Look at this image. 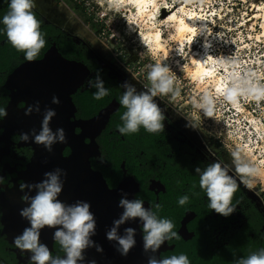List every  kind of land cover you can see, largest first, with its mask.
Wrapping results in <instances>:
<instances>
[{
	"label": "flooded vegetation",
	"instance_id": "1",
	"mask_svg": "<svg viewBox=\"0 0 264 264\" xmlns=\"http://www.w3.org/2000/svg\"><path fill=\"white\" fill-rule=\"evenodd\" d=\"M64 2L35 0L33 11L41 22L46 45L37 59L29 62L25 59V54L17 51L8 41L2 19L9 11L10 0H0V108L8 113L6 117H0V262L31 264V253L18 249L14 240L30 226L20 215L21 209L28 206L22 197L34 196L35 191H21L20 185L38 183L45 178V172L54 171L56 168L67 173L66 177L62 176L64 189L59 196L66 204L83 200L91 204L92 210L99 195L104 202L106 195L110 199V191L125 183L118 194L114 193L117 204L122 194L128 193V199L142 200L146 208L151 206L157 214L159 210L183 209L184 213L182 210L179 213L180 225L174 230L179 239L185 245L195 243V230L189 228L193 223L203 232L201 245L190 250V264H203L205 257L208 260H221L226 256L229 257L230 264H233L234 255L237 258L247 256L264 248V189L259 184L253 190H248L236 178L239 187L233 203L237 204V209L228 217L208 208L206 193L199 187V175L195 168L203 169L216 161L222 165L231 164L230 153L235 150L226 143L222 131L213 128L206 121L207 117L202 116L203 111L194 107L197 99L191 94L198 96L201 92L203 96L215 87V83H208L209 87L198 91L192 84L195 81L186 70L181 66L176 68L177 70L172 71L175 78L177 72L183 70L180 74L186 79L179 88L182 98L175 99L176 101L170 97L156 98L166 116L164 132L152 134L141 127L139 133L122 135L117 127L122 126L120 117L126 111L120 104V98L125 91L121 84L128 81L136 86L137 91H143L147 84L126 67L125 62H122L121 52H107L105 44L91 38L89 29L80 21L72 19L73 10L78 9L76 4L69 7ZM53 47L63 57L75 63V68H71L69 73H66L67 67L63 68L65 73L61 80L64 83H59L58 79L53 82L47 79L46 68L40 63ZM197 49H201L199 44ZM132 56L133 54L129 57ZM133 57L138 61L139 56ZM186 59L192 63L189 57ZM78 64L84 68L78 76L80 83L73 92L68 93L64 85L77 79V74L73 72L78 69ZM184 66L193 67L188 62ZM97 72L109 90V95L99 101L93 97L96 89L88 83L90 80L95 82ZM234 80L232 78L230 86ZM53 97H58L60 104L52 103ZM179 100L185 101L180 103ZM239 101L242 105V96H239ZM37 102L40 112L34 111L31 115H26L27 108ZM259 103V108L252 107V104L247 105L248 111L256 116L260 112L259 115L264 118V106ZM230 107L228 111H231ZM49 108L57 113L50 123L53 132L63 128L66 133V143L54 144L51 153L43 145L36 144L32 137L33 129L39 133L45 110ZM104 110H109L108 115L101 119L99 114ZM22 133H28L30 140L21 141L19 136ZM54 150H58V153ZM101 155L105 160L102 164L97 159ZM75 157L80 159L75 160ZM85 157L89 165L86 164ZM88 168L105 179L108 185L106 193L90 185ZM229 174L234 175L231 170ZM127 177L134 178L137 186ZM184 195L189 196V203L180 206L178 198ZM156 204L161 205L159 210L155 209ZM184 217H188L187 231L181 234L179 230ZM134 223L139 224L142 229L139 219ZM125 226L127 227V223L121 228L124 230ZM54 231L51 228L43 229L40 241L49 247L53 256L63 257L65 253L53 240ZM106 238L98 232L97 227L93 241L100 245L99 242ZM176 240L178 239L166 242V249L160 253L161 258L170 257L168 252L176 248ZM112 248L114 250L106 264H130V259L122 256L115 245ZM84 255L85 260L79 264H91L93 260L96 264H104L102 257L108 254H98L96 248L91 247ZM186 255L190 257V252ZM145 258L147 260L137 259V262L148 264L149 257Z\"/></svg>",
	"mask_w": 264,
	"mask_h": 264
},
{
	"label": "clouds",
	"instance_id": "2",
	"mask_svg": "<svg viewBox=\"0 0 264 264\" xmlns=\"http://www.w3.org/2000/svg\"><path fill=\"white\" fill-rule=\"evenodd\" d=\"M35 6V0H10L9 11L2 19L8 41L17 51L23 52L29 62L35 61L46 45L44 34L41 32V22L33 11ZM148 69L149 83L144 86L143 91H137L136 86L128 81L121 84L125 91L120 98V104L126 111L120 117L122 126L117 127L122 135L139 133L141 127L152 134L164 132L166 116L156 98L170 97L175 100L180 95L176 78L167 64L157 62L149 65ZM133 78L135 79V76ZM88 83L96 89L93 94L95 100H102L109 95L99 72L95 76V82L90 80ZM244 94L260 100L264 98V86L253 84L250 80L235 79L232 86L223 92L224 99L233 105H236L237 98ZM52 103L60 104L59 98L53 97ZM194 107L202 110L207 117L218 120L215 116L216 101L210 93L206 92L198 102L194 101ZM34 111L40 112L39 102L29 106L25 114L31 115ZM7 114L5 109L0 108V117H6ZM56 115L53 109H46L39 133L35 129L32 131L34 142L43 145L50 153L54 144L66 143L64 129L59 128L53 132L50 127ZM192 126L195 127L194 124ZM19 138L24 142L30 140L28 133L20 134ZM230 155L231 164L222 165L216 161L203 169L195 168L199 175V187L206 193L208 199V208L224 217L232 215L237 209L233 199L239 184L253 190L257 182L264 183L260 165L248 160L240 149L231 151ZM97 159L101 164L105 162L102 155ZM230 170L234 175L229 174ZM62 176L66 177L67 173L61 168H56L54 171L45 172V178L38 183L20 185L21 191L25 189L35 191L34 196L22 197L28 206L21 209L20 215L30 226L14 240L18 249L31 253L29 259L31 264H79L85 260L84 253L87 249L95 247L98 252H103L102 246L97 245L92 239L96 234L97 222L91 211V204L83 200L66 204L59 199L64 188ZM127 196L128 193L122 194L118 206L123 212L113 221V226L106 233L109 241L116 242L117 251L127 257L136 246V229L125 228L123 235L119 230L127 222L139 219L142 225L144 252L152 253L148 258V264H190L188 256L184 254L159 259L156 257L155 253L165 242L179 239L178 233L173 230L174 224L170 219L159 218L157 212L153 211L151 206L146 208L142 200H130ZM189 199L188 195L181 196L178 198V204L184 206L189 203ZM160 208V204L155 205V209ZM45 228L55 229L53 240L65 253L63 257L53 256L49 247L41 243V231ZM91 264L96 262L93 260ZM233 264H264V248L247 256L237 258L234 255Z\"/></svg>",
	"mask_w": 264,
	"mask_h": 264
},
{
	"label": "rangeland",
	"instance_id": "3",
	"mask_svg": "<svg viewBox=\"0 0 264 264\" xmlns=\"http://www.w3.org/2000/svg\"><path fill=\"white\" fill-rule=\"evenodd\" d=\"M63 1L69 7L72 4L78 6V9L73 10L72 19L80 21L85 28L89 29L91 38L98 39L102 44H105L107 52H121L123 54L122 62H125L126 67L145 84L149 83L147 80L149 65L157 62L165 63L174 72L177 70L176 68L180 67V64L185 65V62H188V65L192 64L189 59H186L190 57L188 53L187 55L183 54L179 43L174 38L172 39V35L175 34L173 27H163V35L169 53L165 57V61H162L163 52L150 49L140 39V33L146 31V20L139 19L136 24L129 25V16H126L125 11L114 6L111 0ZM158 1L161 7H172L183 0ZM186 3L188 10L196 11L209 20L210 51L211 54L215 52L214 59L217 66L222 67L217 72L218 76L223 75L224 78L227 76L226 81L229 86L232 78L239 80L245 78L253 84L264 86V35L262 36L264 33V0H186ZM159 14L160 16L165 15L162 9ZM197 40L202 47L205 39L198 38ZM198 50L201 51V49ZM131 54L139 56L138 61L140 62L136 61L133 56L129 57ZM241 70H244V74L236 75ZM182 71L177 72L176 84L179 88L186 81L180 74ZM208 82L203 84L204 87L197 81L192 84L200 91L209 87ZM208 93L216 101L215 116L218 120L214 117L209 118L204 113L202 116L207 117L206 121L213 128H219L222 131L226 143L234 147L235 150L240 149L243 156L260 165L261 175L264 176V118L259 115V111L258 116L252 111H248L247 106L252 104V107L257 108L259 102V105L264 106V98L256 100L247 94L240 95L243 97V104L239 109L226 101L223 94H219L215 87ZM191 95L195 96L197 102L202 97L201 92L198 96L194 93ZM182 96L183 94H180L176 99H181ZM184 101L181 100L180 103ZM229 106H231V111H228ZM262 111L264 113V110ZM257 184L261 189H264V183L257 182ZM0 264L2 263L0 262Z\"/></svg>",
	"mask_w": 264,
	"mask_h": 264
},
{
	"label": "bare ground",
	"instance_id": "4",
	"mask_svg": "<svg viewBox=\"0 0 264 264\" xmlns=\"http://www.w3.org/2000/svg\"><path fill=\"white\" fill-rule=\"evenodd\" d=\"M111 1L114 6L126 12V16H129L130 24H136L139 19L146 20V31L140 33V39L144 45L149 46L150 49L154 51H162L164 54L162 61H165V57L169 53L163 35V27H173L175 34L172 35V39L174 38V40L179 43L183 54L186 53L187 55L188 53L193 64L192 68H186L183 64H180L181 67L185 68L190 78L193 81H197L202 86L207 83V81L211 82L212 80V82L215 83V88L221 95L225 89L230 88L228 81H226L227 76L224 78L223 75L218 76L217 74L222 68L217 66V62L210 51L211 40L208 29L209 20L202 17L196 11L188 10L186 0H183L172 7H169L168 5H166L168 7H161L158 0ZM161 9L162 12L165 13L164 16H160L159 14ZM167 9L168 11H165ZM263 35L264 33L262 36ZM198 38L205 39L201 51L196 49L198 46ZM206 79L209 80L206 81ZM235 107L241 109L242 106L239 101Z\"/></svg>",
	"mask_w": 264,
	"mask_h": 264
},
{
	"label": "water",
	"instance_id": "5",
	"mask_svg": "<svg viewBox=\"0 0 264 264\" xmlns=\"http://www.w3.org/2000/svg\"><path fill=\"white\" fill-rule=\"evenodd\" d=\"M41 65L44 66L46 68V77L47 79H50L52 82L54 81V79H58L60 80L59 83L63 82L61 80V76L62 74H64V70L63 68H66V73H69L70 69H74L75 68V63L69 61L68 59H66L65 57H63L61 55V53L57 50L56 47H53L51 51L47 52L46 56L41 60ZM84 69L80 64H78V69L76 71H74L73 73L76 75L77 74V79H72L71 83H67V85H64L65 87H67V92H73L76 88V85H78L80 83V80L78 78V76L83 72ZM64 83V82H63ZM62 83V84H63ZM56 88L59 89L58 86H56ZM108 111L109 110H104L102 111L99 116L101 119H104L105 116L107 117L108 115ZM57 149V147L55 148ZM55 153H58V150H54ZM78 158L80 159V157H75V160H78ZM84 162V160H83ZM85 162L86 164L89 165V161L86 159L85 157ZM84 162V163H85ZM46 163H48V161H46ZM88 172L90 175L88 179H91V186L96 187L97 189H101V192L106 193L107 189L106 187H108L105 179L96 172H93L90 168H88ZM127 179L129 181H131V183L134 186H137V182L134 180V178L132 177H127ZM125 183H121L119 185V187H117L114 191H110L109 192V197L106 195V199L104 200V202L101 199L100 195L96 198V201L93 203L92 205V212L94 213L95 217H96V222H97V227H98V232L101 233V235L106 236L107 231L113 226V221L115 219H118L121 215V213L123 212L122 209L118 206V204L116 203V196L115 194H118L122 187L124 186ZM64 189V188H63ZM67 189V188H65ZM115 193V194H114ZM133 198V196H131ZM108 198V199H107ZM115 199V200H114ZM116 201V202H115ZM98 215V216H96ZM187 222H188V217H184L182 222H181V228L179 230V232L181 234H183L185 231H187ZM128 227H132L134 229H136V246L130 251V254H134V255H129L126 258L129 260L128 262L130 264H142L141 262L138 263V260L141 261H145L147 260L145 257H149L150 255H152V253H148L146 254L144 252L143 249V232L141 229V226L139 224H135L134 221H129L127 222V227L125 226V228ZM124 228V229H125ZM120 234L124 233L123 229L121 228L120 230ZM116 242L114 241H109L107 238L104 240H101L99 242L100 246H102L103 248V252H98V254H108L107 256H103L102 258H104L103 262L104 264H106V262L108 260H110L111 258V251L114 250V248H112L115 245ZM167 243L165 242L164 245L161 246L160 250L155 253L156 257L159 259L161 258L160 253L162 251H164L166 249ZM97 259H100V257H95ZM116 258H118V255L116 254ZM114 264H118L117 262H115ZM124 264H128V263H124ZM146 264V263H145Z\"/></svg>",
	"mask_w": 264,
	"mask_h": 264
},
{
	"label": "trees",
	"instance_id": "6",
	"mask_svg": "<svg viewBox=\"0 0 264 264\" xmlns=\"http://www.w3.org/2000/svg\"><path fill=\"white\" fill-rule=\"evenodd\" d=\"M181 210H182V213H184L183 209H178V210H172V211H160L158 212V217L159 218H167V219H170L172 220L173 224H174V229L173 230H176L177 227H179L180 225V215L179 213H181ZM191 230H195V233H196V237L194 239L195 243L193 245H185L184 241L182 239H178L176 240V248L173 250V251H169L168 253L171 254L169 255L170 257L173 256V255H180V254H184L186 255L188 252H190V258H191V255H192V252L190 251L191 249H193L196 245H201V242L203 240L202 236H203V232L201 229L198 228L197 224H190V227H189ZM199 245V246H200ZM203 264H230V259L228 256H226V258H221V260L219 259H213V260H208L206 257L204 258V262Z\"/></svg>",
	"mask_w": 264,
	"mask_h": 264
},
{
	"label": "built area",
	"instance_id": "7",
	"mask_svg": "<svg viewBox=\"0 0 264 264\" xmlns=\"http://www.w3.org/2000/svg\"><path fill=\"white\" fill-rule=\"evenodd\" d=\"M244 73V70H241V71H239V73L238 74H236V75H242Z\"/></svg>",
	"mask_w": 264,
	"mask_h": 264
}]
</instances>
